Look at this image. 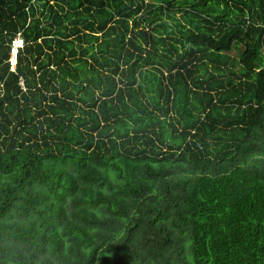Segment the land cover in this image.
I'll use <instances>...</instances> for the list:
<instances>
[{
    "label": "trees",
    "instance_id": "16d2710c",
    "mask_svg": "<svg viewBox=\"0 0 264 264\" xmlns=\"http://www.w3.org/2000/svg\"><path fill=\"white\" fill-rule=\"evenodd\" d=\"M0 85V264H264V0H0Z\"/></svg>",
    "mask_w": 264,
    "mask_h": 264
},
{
    "label": "built area",
    "instance_id": "2783aa9c",
    "mask_svg": "<svg viewBox=\"0 0 264 264\" xmlns=\"http://www.w3.org/2000/svg\"><path fill=\"white\" fill-rule=\"evenodd\" d=\"M24 42V37L21 33H17L15 36L12 37L10 41L8 62L10 68L12 69L15 68L18 52L20 48L24 45Z\"/></svg>",
    "mask_w": 264,
    "mask_h": 264
},
{
    "label": "water",
    "instance_id": "95a60500",
    "mask_svg": "<svg viewBox=\"0 0 264 264\" xmlns=\"http://www.w3.org/2000/svg\"><path fill=\"white\" fill-rule=\"evenodd\" d=\"M0 87H1V85H0Z\"/></svg>",
    "mask_w": 264,
    "mask_h": 264
}]
</instances>
